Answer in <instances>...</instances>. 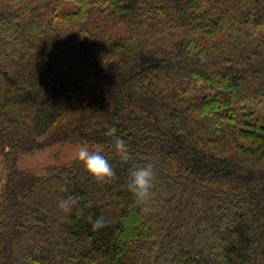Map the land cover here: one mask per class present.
<instances>
[{
  "label": "trees",
  "instance_id": "trees-1",
  "mask_svg": "<svg viewBox=\"0 0 264 264\" xmlns=\"http://www.w3.org/2000/svg\"><path fill=\"white\" fill-rule=\"evenodd\" d=\"M56 143L115 178L19 168ZM0 162V264H264V0H0Z\"/></svg>",
  "mask_w": 264,
  "mask_h": 264
},
{
  "label": "clouds",
  "instance_id": "clouds-1",
  "mask_svg": "<svg viewBox=\"0 0 264 264\" xmlns=\"http://www.w3.org/2000/svg\"><path fill=\"white\" fill-rule=\"evenodd\" d=\"M104 135L114 140L115 153L122 160L127 161L129 159L128 146L123 138L117 136V129L108 127ZM101 153L102 150L99 148L90 150L87 146H78L73 158L83 164L94 181L103 184L111 182L116 173ZM153 181L154 172L151 164L131 172L127 182V190L131 193L137 205H145L151 200ZM82 199L80 196L69 195L67 198L59 200L58 207L63 212L69 213ZM89 223L92 225L93 231H97L106 226L107 220L104 216L95 219L90 216Z\"/></svg>",
  "mask_w": 264,
  "mask_h": 264
},
{
  "label": "rangeland",
  "instance_id": "rangeland-1",
  "mask_svg": "<svg viewBox=\"0 0 264 264\" xmlns=\"http://www.w3.org/2000/svg\"><path fill=\"white\" fill-rule=\"evenodd\" d=\"M78 146L89 147L84 144L56 143L33 153L21 155L18 166L21 169L44 173L51 166L63 165L74 160L73 157ZM3 174V167L0 162V178Z\"/></svg>",
  "mask_w": 264,
  "mask_h": 264
}]
</instances>
